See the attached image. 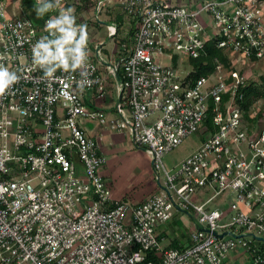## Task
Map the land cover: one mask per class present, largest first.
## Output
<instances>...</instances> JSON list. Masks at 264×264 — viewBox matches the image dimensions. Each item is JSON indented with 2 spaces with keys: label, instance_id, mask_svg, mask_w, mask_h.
<instances>
[{
  "label": "built area",
  "instance_id": "obj_1",
  "mask_svg": "<svg viewBox=\"0 0 264 264\" xmlns=\"http://www.w3.org/2000/svg\"><path fill=\"white\" fill-rule=\"evenodd\" d=\"M110 1L33 0L38 20L26 0H0V264H264V97L244 103L264 76L249 73L264 63V0H114L134 32L106 55L88 19L117 36ZM210 44L224 58L193 76ZM88 123L146 150L144 201L112 197ZM175 217L189 234L179 247L161 231Z\"/></svg>",
  "mask_w": 264,
  "mask_h": 264
},
{
  "label": "rangeland",
  "instance_id": "obj_2",
  "mask_svg": "<svg viewBox=\"0 0 264 264\" xmlns=\"http://www.w3.org/2000/svg\"><path fill=\"white\" fill-rule=\"evenodd\" d=\"M106 14L111 15L112 20L120 27L119 33L114 38L107 36L106 28L100 25V23L88 19L94 18L93 10L89 9L88 18L86 14H82V16L88 19V35L93 40L102 42L104 44V53L108 55L110 49L114 46V42L131 34V28L134 27L135 21L132 16L122 11L119 4L114 0L108 2L104 7L102 17L107 18ZM162 60L164 63H169V59L166 57H162ZM249 73L251 76L257 74L264 75V63L253 66L249 70ZM123 139L128 142V146H122L116 150V154L120 153L119 159L113 158V150L111 147L107 149L106 156L108 162L104 171L102 170V174L105 184L114 199L133 202L137 197L145 194L147 195L152 190V184H154V169L151 158L144 148L136 146L131 139H129V136ZM200 144L201 137L197 134L185 138L180 145L163 156V163L167 167H173L175 164L180 163ZM166 226L167 225H162L161 227L163 228ZM172 227L173 231L177 229L174 225ZM178 234H181V232Z\"/></svg>",
  "mask_w": 264,
  "mask_h": 264
},
{
  "label": "trees",
  "instance_id": "obj_3",
  "mask_svg": "<svg viewBox=\"0 0 264 264\" xmlns=\"http://www.w3.org/2000/svg\"><path fill=\"white\" fill-rule=\"evenodd\" d=\"M25 7L29 11L32 17L40 20L44 17L45 12L43 7L34 4L33 0H26ZM134 32V28H131V34ZM215 57L224 58L223 51L220 48H217L215 45L207 46V54L201 56L197 60H194L193 63L195 65V71L193 76L199 77L201 75L208 74L212 69V60ZM204 62H207V65H203ZM264 97V76L255 77L251 83L245 89V104H249L252 98ZM206 126L212 128L211 122V114H209L208 118L205 122ZM201 141L206 138V134H201ZM173 224L171 225L169 230H166L165 233L169 236L173 237V245L176 247L181 246V242H185L189 240L188 229L182 224L178 217L174 218V226L177 227L173 231ZM181 234H178L180 232Z\"/></svg>",
  "mask_w": 264,
  "mask_h": 264
},
{
  "label": "crops",
  "instance_id": "obj_4",
  "mask_svg": "<svg viewBox=\"0 0 264 264\" xmlns=\"http://www.w3.org/2000/svg\"><path fill=\"white\" fill-rule=\"evenodd\" d=\"M87 131L91 136H93L94 138L97 139V141L99 143L100 150L106 157V163L102 169L103 171L106 168V165L108 162L107 156H106L107 149L111 147L113 150V156H114L113 158L119 159L120 153L116 154V150L121 148L122 146H126L128 143L123 138H125L126 136H129V139H131V141H132L131 136L127 133H122V132H110V133H108V132H105L102 129V127H100L96 124H93V123H88ZM154 190H155V186H154V184H152V190L147 195L146 194L141 195V196L137 197L136 199H134L133 202L139 203V202L144 201L152 192H154ZM172 224L174 225V220L171 221L166 227H163L161 231L169 230ZM186 243H188V240L185 242H181V244H186ZM226 264H250V262H249L248 257H244V258H232L229 261H227Z\"/></svg>",
  "mask_w": 264,
  "mask_h": 264
},
{
  "label": "clouds",
  "instance_id": "obj_5",
  "mask_svg": "<svg viewBox=\"0 0 264 264\" xmlns=\"http://www.w3.org/2000/svg\"><path fill=\"white\" fill-rule=\"evenodd\" d=\"M71 35L72 34L69 33V39L71 38ZM61 55H62V52H61ZM7 76H8V73L6 71H0V94L3 93L4 88L7 86V83H8V80L6 79Z\"/></svg>",
  "mask_w": 264,
  "mask_h": 264
}]
</instances>
